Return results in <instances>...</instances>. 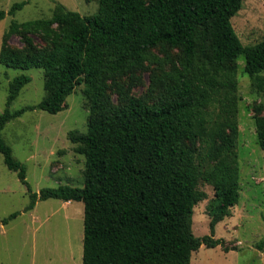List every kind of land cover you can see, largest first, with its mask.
Returning <instances> with one entry per match:
<instances>
[{"label": "trees", "instance_id": "obj_1", "mask_svg": "<svg viewBox=\"0 0 264 264\" xmlns=\"http://www.w3.org/2000/svg\"><path fill=\"white\" fill-rule=\"evenodd\" d=\"M243 1L99 0L98 11L88 15L56 3L51 16L13 21L4 32L1 63L42 68L46 93L38 104L11 110L31 77L20 74L10 82L0 115V153L28 188L26 210L49 198L83 202L82 264H190L203 244L230 250L213 235L240 198L239 57L253 87L264 91V39L244 45L232 24ZM26 3L1 9L0 20ZM13 35L21 47L10 43ZM154 49L167 57L176 49L181 57L152 86L154 99L130 94L117 80L156 58ZM81 84L88 128L70 131L69 138L86 159L84 185L33 192L25 164L2 131L26 111L65 109ZM255 124L264 150L263 113L255 115ZM201 181L215 189L212 235L206 236L192 229L194 208L206 198Z\"/></svg>", "mask_w": 264, "mask_h": 264}, {"label": "rangeland", "instance_id": "obj_2", "mask_svg": "<svg viewBox=\"0 0 264 264\" xmlns=\"http://www.w3.org/2000/svg\"><path fill=\"white\" fill-rule=\"evenodd\" d=\"M21 1H27L23 8L0 20V50L4 32L13 21L49 17L56 3L82 15L96 13L99 8V0H0V10L8 11ZM232 24L244 45L262 41L264 0H244ZM10 43L22 46L18 35H13ZM153 52L157 57L147 61L146 66L117 80L130 94L154 99L157 91L152 86L172 68V61L177 63L181 57L176 49L169 50L170 57L161 49ZM237 64L240 198L231 208V214L216 225L213 235L224 239L230 250L226 251L223 245L203 244L192 253L190 264H264V150L258 144L255 124V115L264 114V91L253 87L251 77L244 71L243 56ZM20 74L29 75L31 81L21 89L11 110L38 104L46 93L42 68H13L0 61V115L7 107L10 82ZM112 92L116 100L117 93ZM89 112L81 84L67 97L65 109L57 113L38 108L29 110L5 125L3 137L11 145L14 156L25 164L33 192L40 193L46 187L84 185L86 159L76 152L69 133L87 131ZM199 188L206 198L194 208L192 229L197 236L212 235L210 205L215 189L203 181ZM29 203L27 186L17 172L7 167L0 153V264H82L83 202L49 198L38 200L32 210H26ZM16 212V217L3 223L4 218Z\"/></svg>", "mask_w": 264, "mask_h": 264}, {"label": "bare ground", "instance_id": "obj_3", "mask_svg": "<svg viewBox=\"0 0 264 264\" xmlns=\"http://www.w3.org/2000/svg\"><path fill=\"white\" fill-rule=\"evenodd\" d=\"M68 202H70V201H68Z\"/></svg>", "mask_w": 264, "mask_h": 264}]
</instances>
